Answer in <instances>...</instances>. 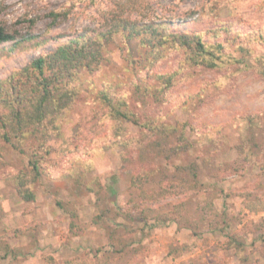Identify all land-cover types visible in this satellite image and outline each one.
I'll return each instance as SVG.
<instances>
[{
  "label": "rangeland",
  "instance_id": "374dc122",
  "mask_svg": "<svg viewBox=\"0 0 264 264\" xmlns=\"http://www.w3.org/2000/svg\"><path fill=\"white\" fill-rule=\"evenodd\" d=\"M148 1L132 21L225 41L232 54L237 42L213 30H238L251 66L226 59L209 68L172 45L148 61V46L116 34L97 70H78L57 129L28 139L23 153L0 138V264H264V77L255 59L264 57V0ZM102 8L120 11L113 0ZM98 9L88 0H0V23L15 37L0 43V79L101 31ZM102 91L124 97L128 119L102 111ZM181 130L189 148L176 152ZM32 159L39 176L25 201L15 178Z\"/></svg>",
  "mask_w": 264,
  "mask_h": 264
},
{
  "label": "trees",
  "instance_id": "16d2710c",
  "mask_svg": "<svg viewBox=\"0 0 264 264\" xmlns=\"http://www.w3.org/2000/svg\"><path fill=\"white\" fill-rule=\"evenodd\" d=\"M103 1L88 0V3L103 11L101 14L104 16L105 25L101 31L92 35L88 33L77 35L60 42L51 51L36 55L29 63L0 79V138L19 149L21 153L24 152V144L28 139L39 140L45 137L48 131L58 128L63 112L74 102L76 93L74 80L78 70L90 72L97 70L104 60L105 48L114 41L116 34H120L126 41L138 39L141 45L148 46L146 54L143 55L148 61L156 57L166 45L183 49L187 61L209 68L219 66L226 59L231 64L247 68L251 66L250 59L254 60L252 49L242 42V39L236 41V37H243L238 30L232 35L229 33L230 29L223 25L215 26L213 30L217 35H220L221 30L228 31L224 38L237 42L232 54L226 51L228 45L225 41L208 42L200 33L179 32L178 28L169 29L163 22L132 21L130 18L132 10L142 9L147 13L150 11L148 0H113L120 11L112 12L102 8ZM250 36H252L250 40H253L252 32L247 38ZM259 37L264 39V33L261 32ZM14 38V35L0 23V43ZM34 39L35 35L22 37V40L26 41ZM36 43V46L42 45L44 40ZM255 59L258 61L256 70L264 77V57L255 56ZM156 79L162 83H169L172 75L160 74ZM123 98L120 94L102 91L101 102L105 106L102 111L112 119H128L129 113L123 107L125 104ZM249 121H252L251 117ZM177 138L174 151L189 148L184 130L178 132ZM40 146H45L43 141ZM248 155L246 153L245 157ZM37 162V159L29 160L31 173L28 171L19 173L15 178L17 193L25 201L34 199L30 183L39 176L40 165ZM233 243L241 246L236 240Z\"/></svg>",
  "mask_w": 264,
  "mask_h": 264
}]
</instances>
